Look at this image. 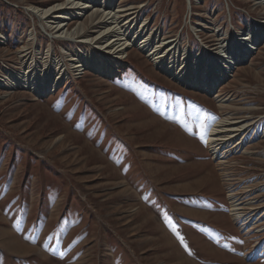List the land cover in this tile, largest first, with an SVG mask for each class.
Segmentation results:
<instances>
[{
    "label": "rangeland",
    "instance_id": "374dc122",
    "mask_svg": "<svg viewBox=\"0 0 264 264\" xmlns=\"http://www.w3.org/2000/svg\"><path fill=\"white\" fill-rule=\"evenodd\" d=\"M70 1L0 0V77L65 73L44 95L0 84V264H264V40L229 68L264 0H116L120 60L96 39L104 0ZM54 5L58 32L59 13L29 11ZM145 36L174 57L156 63ZM84 54L119 68L78 70ZM212 67L230 69L215 95L200 88ZM226 116L247 128L219 155Z\"/></svg>",
    "mask_w": 264,
    "mask_h": 264
},
{
    "label": "bare ground",
    "instance_id": "6f19581e",
    "mask_svg": "<svg viewBox=\"0 0 264 264\" xmlns=\"http://www.w3.org/2000/svg\"><path fill=\"white\" fill-rule=\"evenodd\" d=\"M83 1L85 2H81V0L70 1L69 4H71V7L68 9H75V8L85 9L91 7L92 6L91 3L95 2L96 0H83ZM86 2L88 3V5H84ZM115 3L116 0H104L99 4V8H100L99 11L101 15L100 20L102 19L101 23L104 26V30L101 31V33L96 39L102 37L101 38L102 44L100 45V47L101 48H103V46L105 48L110 47V50H112L116 55L114 56V58L120 60L123 58L122 53L129 47V45H131V43L129 42L128 39H126L123 36L122 37L118 36V38L116 39H110L113 35L107 36L108 32L114 30L115 28H117L116 29L117 31H115L117 35H123L121 33L122 32L121 30H123L122 28H124L125 25H120V23H118L119 18L121 17L120 12L123 9L116 10L114 7ZM61 6L62 5H54L47 8H41L39 6H31L29 8V11L38 17L48 16L53 13H59L60 15L55 14V16L53 17L54 19H58L56 26L58 27L57 29L58 32L64 29V25H62L61 22L64 20V15L67 12V11L64 12L65 9L61 8ZM138 31L139 28L135 29V32ZM244 31H247V29L245 28ZM250 35H249L250 37L246 39L248 40L247 43H241L243 45L241 50L237 53H233V61L230 62L229 65V68H231V70L235 69L238 65L244 63L247 57L252 53L253 51L252 49H254L258 44H260L262 40H264V22L263 25L257 31L254 30L253 27L252 34L250 33ZM1 38L5 39V37L3 36H1ZM149 40L150 37L146 38L145 36V39L140 44L139 48L145 49L149 47L148 48L150 52L149 55L154 57V55H156L157 50L153 48L154 46L150 47L151 45H149ZM231 43L232 41L230 42V45ZM161 45L163 46V48L161 46H157L160 47L158 49L159 52L157 53H163V55L161 56L159 55V57H155L156 63H160V64L163 61V60L160 61V57L162 56L174 57L173 55H175V53L174 54L172 53V48L170 47L172 46V43L167 44L166 42H163V44L161 43ZM100 47L97 48L100 49ZM175 47L176 46H174V48ZM72 60H76V59H72ZM78 60L79 61H77L78 62L77 65L74 66L76 69L81 70V68L82 69L89 68L93 72H96L97 74L103 77H110L119 68V65L113 66L114 64H110L106 60L105 56H98L96 54L94 55L84 54L83 57H79ZM60 62L61 61L58 60V62L55 64L58 65ZM116 63L118 64V61ZM169 65L172 66V68H174V63H169ZM229 68L225 67L223 71L218 69V67L209 68V71H206V74L204 75V77H202L204 79L201 82L200 88L205 92H210L213 95H215L217 92H215L212 85L213 84L216 85V83L225 81L230 74ZM34 70L35 69H32L31 66H29V68H25V70L23 71H18L15 73L7 72L5 75L0 77V84L7 83L8 87L11 88H16L20 86H24L25 88L29 87L32 90V92L36 93L37 95H44L47 93L48 88L51 91L55 90L59 86V84H61L63 77H65V73H63L60 70L58 74L50 80V77L46 75L47 71L44 73L43 76L42 75L40 76V74L36 70H35L36 72H33ZM216 97L219 96L217 95ZM220 100L221 102H223L222 98ZM238 122L239 121H234L226 116L214 125L212 129L209 145L213 148L215 153L221 155L222 152L228 153V152L239 151L241 147V143L243 142L240 134L243 130L247 128V125L244 123L239 125ZM259 216H261V214ZM254 218H256L255 220L262 219V217H258V215L255 216Z\"/></svg>",
    "mask_w": 264,
    "mask_h": 264
}]
</instances>
